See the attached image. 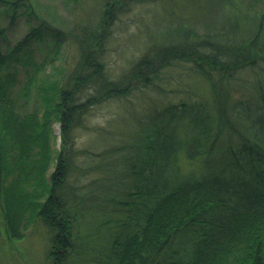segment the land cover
I'll return each mask as SVG.
<instances>
[{
	"label": "trees",
	"instance_id": "16d2710c",
	"mask_svg": "<svg viewBox=\"0 0 264 264\" xmlns=\"http://www.w3.org/2000/svg\"><path fill=\"white\" fill-rule=\"evenodd\" d=\"M133 1L104 2V29L93 45L84 35L76 39L83 55L72 84L54 86V97L46 99L51 109L41 114L16 108L13 61L25 69L31 64L35 74L27 40L50 26L41 19L3 50L0 24V236L18 238L22 220L36 216L50 232L52 264H264V13L251 17L235 7L202 33L186 24L132 71L145 85L158 69L185 64L184 72L207 80V96L152 104L117 142L85 151L90 161L83 167L71 163L70 149L50 155V119L59 122L64 147L90 105L134 88L110 80L96 54L106 27ZM38 6L37 0H0V15L10 23L25 15L28 23ZM53 44L57 52L56 38ZM94 84L95 94L77 98ZM181 158L195 167L184 170ZM73 170L101 176L78 186L68 180ZM89 209L98 214L94 230L104 234L96 241L80 236L93 225L81 220ZM82 250L92 253H77ZM76 253L84 257L79 263L72 260Z\"/></svg>",
	"mask_w": 264,
	"mask_h": 264
},
{
	"label": "rangeland",
	"instance_id": "374dc122",
	"mask_svg": "<svg viewBox=\"0 0 264 264\" xmlns=\"http://www.w3.org/2000/svg\"><path fill=\"white\" fill-rule=\"evenodd\" d=\"M37 1L38 15L30 18L28 23L25 15L17 14L12 23L9 22V17L0 15V24L5 28L1 41L3 50L16 44L29 32L31 26H38L41 19L50 26V29L40 27L43 32L32 34L27 40L32 60L39 66L35 74L31 72V64L25 69L23 64L13 61L18 68L17 79L13 83V97L17 99L16 108L21 112L36 109L41 114L43 110L51 109L50 102L47 103L46 99L54 97V86L72 84V73L83 55L76 39L84 35L91 39L88 42L93 45L94 37L99 36L104 29L101 18L106 0ZM235 7H239L251 17H257L264 13V0H134L127 9L118 12L108 28L106 27L105 36L101 37L102 47L96 49V54L110 80L119 85L131 81L134 88L127 94L110 96L90 105L80 118L76 119L70 131L69 141L67 139L68 144L65 143L64 147L60 143V124L50 119V155H53L54 148H63L65 152L70 149L71 163L75 167H83L90 161V156L85 151H99L106 143L117 142L121 133L131 130V124L133 126L141 114L149 111L152 104L156 103L161 107L168 102L187 100L188 97L207 96V80L198 74L184 72L185 64L174 62L170 67L157 68L156 75L151 76L150 83L145 85L140 83L139 78H132V71L139 58L144 54H151L165 43L162 40L170 41V37L175 35L176 31L184 29L186 24L194 26L198 32H205L210 26L217 27L224 17L230 18ZM55 38L59 42L57 52L53 44ZM149 50L152 52L148 53ZM153 54L154 52L151 56ZM95 87V84L82 87L77 98L82 100L95 94ZM179 162L184 170L196 165V161L184 158ZM52 166L51 159L47 172ZM71 174L69 182L78 186L101 176L92 170L81 176L77 175L75 170ZM96 212L89 209L81 217V220L93 221L91 228L85 227L81 231L82 239L86 234H91L92 241L104 236L94 230L96 221H99L96 220ZM93 216L95 220L90 219ZM82 227L83 225L80 228ZM18 231V238L8 239L6 236H0V264H52L49 255L50 232L38 217L24 218ZM93 252L95 254V251ZM77 253L90 255L92 252L82 250ZM77 253L72 260L75 259L76 263H79L84 257L82 255L78 258Z\"/></svg>",
	"mask_w": 264,
	"mask_h": 264
}]
</instances>
